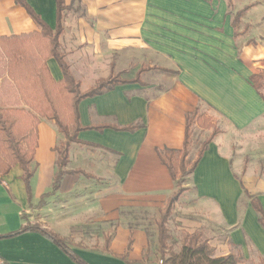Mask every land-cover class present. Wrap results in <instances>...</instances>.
<instances>
[{"label":"crops","instance_id":"0c3cea01","mask_svg":"<svg viewBox=\"0 0 264 264\" xmlns=\"http://www.w3.org/2000/svg\"><path fill=\"white\" fill-rule=\"evenodd\" d=\"M28 2L56 28L57 0ZM65 4L73 8L64 12L59 43L80 90L112 73L127 81L80 101L83 128L79 142L70 145V172L38 207L52 190L55 148L64 139L54 120L40 116L31 199L19 165L0 175V234L31 221L33 211L89 264H167L159 252L157 221L178 185L160 154L183 148L187 116L205 104L219 133L176 201L167 223L169 241L176 233H199L217 257L234 253L243 256V264L263 262L264 227L243 186L264 209V174L234 145L238 130L264 119V98L250 80L264 72V0ZM34 31L40 29L23 6L0 0V36ZM47 65L56 81L63 78L54 57ZM12 97L22 104L16 106H25L18 92ZM196 156L191 146L187 159ZM177 240L175 252L181 247ZM0 256L9 264H77L37 231L0 238Z\"/></svg>","mask_w":264,"mask_h":264},{"label":"trees","instance_id":"16d2710c","mask_svg":"<svg viewBox=\"0 0 264 264\" xmlns=\"http://www.w3.org/2000/svg\"><path fill=\"white\" fill-rule=\"evenodd\" d=\"M23 6L35 21L40 31L31 33L0 36V49L7 59L6 71L8 77L16 85L21 101L25 106L0 107V150L2 151L3 169L0 175L8 173L14 165H19L23 171L28 198L31 199L30 181L34 173L31 163L37 147V126L40 116L54 120L64 139L55 148L57 151V172L54 177L51 192L45 193L38 204L42 206L46 197L55 193L61 185L64 174L69 173L67 165L70 156V145L79 142L78 134L83 128L80 123L79 103L86 97H91L126 82L119 75L112 73L109 77L100 79L95 86L82 92L79 84L73 78L65 60V54L59 43V36L63 32V18L66 10L72 5H66L65 0H57V25L52 29L45 20L31 6L28 0H16ZM244 11L237 12L233 19L238 28ZM54 57L63 72V78L56 81L49 70L47 59ZM165 70V69H162ZM253 86L264 98V72L250 77ZM133 81H138V78ZM198 124L202 128H212L210 135L201 143L194 161L187 160L193 126ZM132 128V127H131ZM130 129V127H129ZM219 133L209 119H202L200 108L188 114L186 135L182 149H166L160 154L161 161L168 167L171 176L181 184L185 175L190 174L207 149L210 141ZM246 167V166H245ZM180 175V177H179ZM244 193L259 215V222L264 227V209L260 200L251 195L243 186ZM184 188L180 187L170 198L157 221L159 252L163 262L167 264H243V256L231 253L217 257L214 249L199 233H183L181 247L178 252L172 250L168 244L171 235L167 222L172 215L175 202L179 199ZM25 219V215H22ZM27 231H37L54 242L77 264H89L68 245L66 239L53 230L39 224L26 222L20 228L0 234V238H9ZM110 238L106 239L108 249Z\"/></svg>","mask_w":264,"mask_h":264},{"label":"rangeland","instance_id":"374dc122","mask_svg":"<svg viewBox=\"0 0 264 264\" xmlns=\"http://www.w3.org/2000/svg\"><path fill=\"white\" fill-rule=\"evenodd\" d=\"M6 65H7V59L0 49V78H2V80L0 81V107H6V106H10V105H13V106L22 105L16 99L14 100L12 97V94L15 92H18V89H17L16 85L14 84V82L10 78L9 79L13 82V85H12L11 81H8L6 79V76H5V75H7ZM261 90L264 93V87ZM7 94H10L8 96L9 99H6ZM18 94H19V92H18ZM209 110L210 109L207 105L201 104L200 114L202 115L203 120L204 119H209V120L211 119L210 117L209 118L207 117ZM221 125L223 126V124H221ZM214 126L218 129L217 125L214 124ZM199 127L200 126L198 124H195L193 126V130H195V132H193V135L191 137L189 149L192 146L193 148L197 149V151H198V148L200 147L201 143L211 133L210 131H208V132L201 131L199 129ZM236 136H237L236 137L237 142H235V145H234L235 150H237V152L243 157V160H245L246 163L247 162L249 163V161H253L256 164L257 171H259L261 174H264V119L259 121V122H256L251 127L247 128L245 130H238ZM2 158H3V155H2V151L0 150V173H1V170L3 169V165H2L3 159ZM187 160L191 161V159H187ZM188 176H189V174L185 175V177L183 179L184 181L178 185V189L180 187L184 188L182 194L186 190V187L184 186V184L187 182ZM179 177H180V175H179ZM175 206H176V202L173 205L172 215L174 213ZM30 214L32 216V219H31V221L27 220V222H29L30 224H39V225L43 226V223H41V221L39 220L40 217L38 214H36V212L31 211ZM172 215H171V217H172ZM170 218H169V220H170ZM183 233H185V232H183ZM183 233H181V234L176 233L175 235H172V241L168 242V244L171 246L172 250L175 247V245L177 246V241H178L177 238H181V240H182ZM187 233H190V232H187ZM66 241H67L68 245L71 246V242L68 239H66ZM259 264H264V261L259 263Z\"/></svg>","mask_w":264,"mask_h":264},{"label":"built area","instance_id":"2783aa9c","mask_svg":"<svg viewBox=\"0 0 264 264\" xmlns=\"http://www.w3.org/2000/svg\"><path fill=\"white\" fill-rule=\"evenodd\" d=\"M0 264H9L3 257L0 256Z\"/></svg>","mask_w":264,"mask_h":264}]
</instances>
